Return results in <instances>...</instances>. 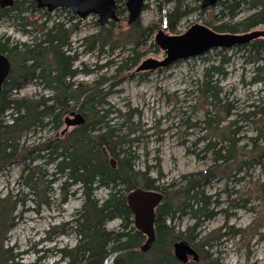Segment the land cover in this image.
Masks as SVG:
<instances>
[{
	"label": "rangeland",
	"instance_id": "obj_1",
	"mask_svg": "<svg viewBox=\"0 0 264 264\" xmlns=\"http://www.w3.org/2000/svg\"><path fill=\"white\" fill-rule=\"evenodd\" d=\"M32 1L13 0L9 16L0 19V41L29 44L36 37L35 33H27L32 28L22 27L24 22L19 20L17 12H12L16 7L29 9L28 14L21 17L28 16L29 23L35 25L33 31L39 30L47 18L42 13H31ZM22 2L25 4L21 6ZM159 3V0H146V9L139 19L140 27L145 29L155 25L154 32L147 38L148 42L140 46L139 54L143 56L138 67L122 74L117 73V68L131 55L133 43L130 42L136 37L133 25L128 24L126 0L117 3L119 20L113 25L109 23L103 30L96 26L97 16L78 20L79 24L76 21L78 28L70 39L71 55L78 57L75 68L82 72L73 83L84 84L85 88L100 77L107 79L98 90L104 95L106 109L112 113L109 120L112 125H124L123 135L128 133V126L131 127L128 140H134L132 151L136 156V170L147 173L148 178L158 181L159 187L168 189L165 193L168 199L172 200V195L185 187L190 177H203L211 172L212 178L203 190L210 218L179 213L170 223L182 235L181 240L191 241L202 255L204 261L201 264H210L214 260L218 264H264V157L258 158L264 153V137L260 138L258 132L264 128L257 120L255 124L243 121V115L252 111L253 105L264 106V86L253 84L259 64H250L243 52L233 48L213 50L155 71L141 69L144 64L162 63L168 59L161 46L150 49L157 40V31L162 32L165 39H172L195 25H203L199 13L194 11L198 2L186 0L184 5L188 14L171 32L165 15L159 10ZM174 7V4L167 5L164 12L170 13ZM213 9L216 7L210 10ZM253 13L248 5L242 6L234 23ZM49 16L51 21H66L62 9ZM227 22L228 19L223 21ZM251 32L260 33L258 40L264 42V26ZM213 67L223 72L219 88L231 109L230 114H221L222 122L217 132L202 124L211 107L197 90L207 69ZM52 96V92L39 83L28 85L19 94L20 98L34 102ZM78 111L76 106L65 115L59 130L45 121L47 126L43 129L27 133L20 142V159L0 173V199L11 196L13 201L20 203L13 215L15 227L7 244L16 250L25 264L33 263L37 258L43 264H61L59 251L77 244L74 235H61L58 227L70 223L83 208L82 192L78 186L71 187L65 176H54L56 163L47 164L46 160L30 163L28 159L30 152L49 141L67 140L75 128L63 134L64 120ZM11 113L1 118L4 124H11ZM220 139L234 145V151L228 155L229 162L215 160L214 152L207 150V145L218 143ZM217 145L218 149L228 146L226 142ZM26 166L32 170L38 168L34 170L32 180H28V173L24 172ZM106 195V191L96 192L99 200ZM177 204L178 201L175 206ZM119 226L120 222L115 221L107 229H118ZM171 252L173 254V250Z\"/></svg>",
	"mask_w": 264,
	"mask_h": 264
},
{
	"label": "trees",
	"instance_id": "obj_2",
	"mask_svg": "<svg viewBox=\"0 0 264 264\" xmlns=\"http://www.w3.org/2000/svg\"><path fill=\"white\" fill-rule=\"evenodd\" d=\"M119 1L117 0V3ZM194 1L198 2L194 11L199 13L203 26L217 34L244 35L264 26V0H218L216 9L209 11L201 9L202 0ZM159 2V10L165 15L167 28L174 32L176 24L188 14L184 5L186 0ZM24 4L22 2L20 5ZM170 4L175 5L174 9L170 13L164 12V7ZM245 5L254 13L234 23L242 6ZM11 8L0 7V19L9 16ZM16 8L12 12H17L19 20L24 22L21 26L32 28V31L27 33H35L36 37L29 44L0 41V53L6 56L11 64L10 76L0 96V173L20 159L22 151L20 142L27 133L38 128L43 129L47 124L59 130L64 116L78 106L77 113L83 115L85 125L75 128L63 142L56 139L36 148L29 153L28 159L30 163L44 160L47 164L56 163L54 176H65L71 187L78 186L84 198L83 208L73 216V220L58 227L61 235H74L77 238L75 247L59 251L61 264H180L171 252L174 244L182 241L187 242L195 250L196 248L191 241L183 238L181 240L182 235L177 233L170 223L179 213H188L194 218L200 216L210 218L207 215V199L203 190L212 178L211 172L203 174V177H190L186 180V186L178 189L172 195V200L168 199L165 196L168 189L159 187L158 181L148 178L147 173L136 170V156L132 151L134 140H128L131 127L128 126L126 129L128 133L123 135L124 125L120 127L112 125L109 120L112 113L106 109L104 95L98 90L107 79L100 77L98 81L85 88L84 84L73 83L82 71L75 68L78 57L71 55L70 39L80 21L78 22V19L66 10H62V14L66 15V21H51L50 12L39 9L37 0H33L31 13H42L47 18L40 24L39 30L33 31L36 30L35 25L29 23V17H21L28 14L29 9ZM145 9L146 5L143 11ZM117 17H120L118 11ZM226 19L228 22L223 23ZM107 25L103 26L99 22L96 24L101 30ZM110 25H113V22ZM133 27L136 37L134 36V39L131 36L133 40L130 42L133 43L131 55L120 62L117 68L119 74L138 67L143 56L139 54L140 48L148 42L147 38L152 36L155 25L142 29L138 20ZM155 46L159 47L156 41L150 49ZM236 49L243 52L250 64H259L256 67L257 75L253 78V84L264 86V42L257 39ZM221 74L223 72L219 68L207 69L204 81L197 89L201 98L211 107L202 124L216 132L219 131L222 122L221 114L227 115L231 111L229 102L224 100L219 88V78L224 76ZM34 83L42 84L53 96L37 102L20 98V92ZM251 109L252 111L243 115V121L255 124L257 120L263 123L264 128V106L253 105ZM10 111L11 124H4L1 118ZM45 121L47 124L44 125ZM258 133L260 138L262 135L264 137V131ZM224 142L228 146H221L218 149L217 144ZM207 146V150L214 152L215 160L221 162L231 160L228 155L234 151L232 142L220 139L218 143H210ZM223 153L227 156L222 155ZM261 157H264V153L258 158ZM111 160L116 161L115 168L112 167ZM36 169L38 168L32 170L28 166L24 168V172L28 173V180L35 178ZM26 186L32 188L28 183ZM100 190L107 192L106 198L102 200L96 198V192ZM138 190L157 192L164 196L163 204L156 211L154 243L147 253L141 251L146 239L133 227V215L127 201L128 196ZM177 201L178 204L175 206ZM19 204L18 201H13L11 196L0 199V264H25L23 259L19 258V254L15 253L16 250L7 244L9 234L15 227L16 219L13 215ZM115 221L120 222L119 228L108 230L107 226ZM218 263L217 260L210 261V264ZM29 264L43 263L37 258Z\"/></svg>",
	"mask_w": 264,
	"mask_h": 264
},
{
	"label": "water",
	"instance_id": "obj_3",
	"mask_svg": "<svg viewBox=\"0 0 264 264\" xmlns=\"http://www.w3.org/2000/svg\"><path fill=\"white\" fill-rule=\"evenodd\" d=\"M38 8L45 9L52 13L58 9L68 11L73 17L83 21L90 16H97L98 22L105 26L110 22L119 20L117 17V0H37ZM218 0H202L201 9L210 10L215 8ZM13 0H1L0 7H12ZM145 0H126V10L128 12V24H135L141 17L145 6ZM261 36L258 32H251L244 35H221L217 34L203 25H195L185 34L165 39L162 32L157 36V44L161 46L168 59L165 62H154L152 64H144L141 69L155 71L157 69L166 68L180 61H186L206 55L213 50H229L238 46H243ZM149 65V67H148ZM11 73V64L6 56L0 53V96L2 88L8 80ZM66 129L65 134L70 128H78L84 126L86 121L80 113H72L64 120ZM113 168L116 167V161L111 160ZM146 195H149L146 199ZM128 207L134 217L136 224L141 221L154 219L157 208L163 203L164 196L157 192H149L144 194L138 190L127 198ZM150 225V223H148ZM151 233V238L141 249L143 253L150 251L154 243V235L151 229H145ZM175 258L181 263L186 264L188 257H193L194 262L199 261V255L187 242H176L173 246Z\"/></svg>",
	"mask_w": 264,
	"mask_h": 264
},
{
	"label": "flooded vegetation",
	"instance_id": "obj_4",
	"mask_svg": "<svg viewBox=\"0 0 264 264\" xmlns=\"http://www.w3.org/2000/svg\"><path fill=\"white\" fill-rule=\"evenodd\" d=\"M144 192V194H149V192H146V191H143ZM147 197H146V199L148 198V196L149 195H146ZM163 204V203H162ZM133 221H134V228L137 230V231H139L140 233H142L144 236H145V239H146V243L144 244V245H146L147 244V242L149 241V239L151 238V233H149L148 231H145V229H148V227L151 229V232H152V235H154L155 236V224H156V214H155V217H154V219H152V221H150L149 219H146V220H144V221H141L139 224H136V222H135V220H134V218H133ZM148 223H150V225L148 224ZM143 245V246H144ZM153 245V244H152ZM196 252H197V254L199 255V261L198 262H194V260H193V257H188V261H187V263L186 264H199L201 261H202V255L197 251V250H195ZM173 255H174V253H173ZM174 258H175V256H174ZM176 259V258H175ZM177 260V259H176ZM178 261V260H177ZM179 262V261H178ZM180 263V262H179ZM181 264V263H180Z\"/></svg>",
	"mask_w": 264,
	"mask_h": 264
},
{
	"label": "bare ground",
	"instance_id": "obj_5",
	"mask_svg": "<svg viewBox=\"0 0 264 264\" xmlns=\"http://www.w3.org/2000/svg\"><path fill=\"white\" fill-rule=\"evenodd\" d=\"M117 13V12H116Z\"/></svg>",
	"mask_w": 264,
	"mask_h": 264
}]
</instances>
